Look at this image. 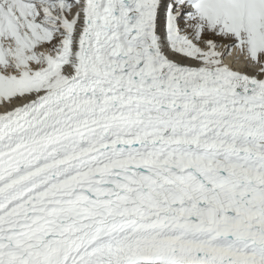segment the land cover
<instances>
[{
	"label": "snow or ice",
	"instance_id": "obj_1",
	"mask_svg": "<svg viewBox=\"0 0 264 264\" xmlns=\"http://www.w3.org/2000/svg\"><path fill=\"white\" fill-rule=\"evenodd\" d=\"M0 264H264V0H0Z\"/></svg>",
	"mask_w": 264,
	"mask_h": 264
}]
</instances>
